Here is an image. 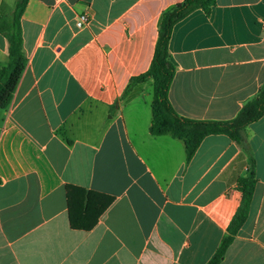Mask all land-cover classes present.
Segmentation results:
<instances>
[{
  "label": "crops",
  "instance_id": "0c3cea01",
  "mask_svg": "<svg viewBox=\"0 0 264 264\" xmlns=\"http://www.w3.org/2000/svg\"><path fill=\"white\" fill-rule=\"evenodd\" d=\"M17 0H0V68ZM184 0H28L24 71L0 110V264H206L254 160L248 216L221 264H264V116L238 145L149 134L162 15ZM87 12L90 23L76 27ZM167 99L181 117L232 120L264 84V0H215L172 28ZM113 197L90 231L70 227L65 187Z\"/></svg>",
  "mask_w": 264,
  "mask_h": 264
},
{
  "label": "trees",
  "instance_id": "16d2710c",
  "mask_svg": "<svg viewBox=\"0 0 264 264\" xmlns=\"http://www.w3.org/2000/svg\"><path fill=\"white\" fill-rule=\"evenodd\" d=\"M27 1L15 2L12 17L7 29L3 31L7 64L0 68V110H5L10 105L26 65L22 50L20 20ZM214 5L215 0H184L182 4L166 11L159 22L158 37L148 70L130 79L121 97L124 99L137 84L147 80L152 81L151 123L148 132L153 137L168 135L182 141L186 164L190 162L201 142L208 136L224 135L232 142L243 145L246 127L264 116V84L229 121H196L181 117L173 110L167 99L174 75V66L168 58V43L172 28L195 10L201 9L209 15ZM255 184L254 160L250 157V169L247 176L237 181L241 194L238 208L226 228L225 235L206 264H221L223 261L228 247L247 219ZM65 199L70 227L82 231H90L114 200L113 197L71 185L65 187Z\"/></svg>",
  "mask_w": 264,
  "mask_h": 264
},
{
  "label": "built area",
  "instance_id": "2783aa9c",
  "mask_svg": "<svg viewBox=\"0 0 264 264\" xmlns=\"http://www.w3.org/2000/svg\"><path fill=\"white\" fill-rule=\"evenodd\" d=\"M90 23V16L87 12L78 15L76 19V27L82 29Z\"/></svg>",
  "mask_w": 264,
  "mask_h": 264
}]
</instances>
